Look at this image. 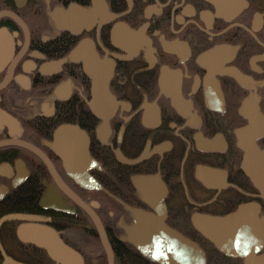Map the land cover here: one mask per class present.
Listing matches in <instances>:
<instances>
[{"label": "flooded vegetation", "instance_id": "1", "mask_svg": "<svg viewBox=\"0 0 264 264\" xmlns=\"http://www.w3.org/2000/svg\"><path fill=\"white\" fill-rule=\"evenodd\" d=\"M237 211L264 219V0H0V264H58L27 225L81 264H174L129 237L142 216L246 264L195 224Z\"/></svg>", "mask_w": 264, "mask_h": 264}, {"label": "water", "instance_id": "2", "mask_svg": "<svg viewBox=\"0 0 264 264\" xmlns=\"http://www.w3.org/2000/svg\"><path fill=\"white\" fill-rule=\"evenodd\" d=\"M97 87L94 86L93 89V96H94V102L98 98V95L96 94ZM63 133L59 134V137L62 136ZM58 137V138H59ZM242 217H244L242 219ZM242 220L248 221L252 220L255 222L256 217L255 215L250 212L249 214H242V212H235L231 215L225 216L223 218L213 219L211 221L207 220V226L197 225L201 229L202 234L207 237L210 241L219 243V248L221 250L231 251V249L235 248L240 252V254L245 256L246 264H263L264 262V255L259 258H253V256L246 251V253L242 252V248L240 245L233 244L232 242L235 240V236H241L243 233V228L241 225H238ZM142 229L138 230L134 233L136 243L141 247L144 254L149 256L150 254L153 255V258L155 259H162L158 258L159 254L163 255L166 261H171L174 264H181L186 263L184 256H191L194 257L195 254L188 252L184 245L187 246H193L196 248V254H200L201 257L196 256L197 259L203 258V253L200 250V248L196 247L194 243H191L187 239H184L180 236L179 237H173L171 235V232L167 229H163L159 232H157L156 229L150 230L149 229V220L147 217L142 216L140 220ZM156 226V225H154ZM163 228V227H162ZM245 230H248V236L251 239L249 241V245H247L246 250L253 251L258 247V245L261 244L264 237V232L261 225H250V226H244ZM20 237L24 241L29 242H35L39 247H42L46 251H48L52 257L58 258L57 260H60L64 264H72L71 260H73V264H81V260L79 256L72 252V250L68 249L69 247H65V244L61 242L59 237L56 235L55 232L50 230L47 227L44 226H30L28 227H20ZM30 234L32 237L31 239H28L25 236V234ZM159 233H164L167 240L165 239H159ZM159 234V235H158ZM147 243L149 244V249L146 246ZM222 247V248H221ZM244 253V254H243Z\"/></svg>", "mask_w": 264, "mask_h": 264}, {"label": "bare ground", "instance_id": "3", "mask_svg": "<svg viewBox=\"0 0 264 264\" xmlns=\"http://www.w3.org/2000/svg\"><path fill=\"white\" fill-rule=\"evenodd\" d=\"M235 1H238V0H235ZM240 1H242V0H239V2ZM222 6H225V5H222ZM222 6H220V7H218L217 9L221 12V11H224V8L225 7H222ZM83 10H81V12H82ZM81 17H82V19L84 20V21H87V20H92L93 19V17L94 16H92L90 13H88V14H86L85 13V11H84V13H83V15H81ZM107 73V72H106ZM93 84H94V86L95 87H97V89L98 88H100L101 87V85L103 86L104 85V83H105V81H103V79H102V74H100V75H94V76H92V81H91ZM106 88H107V86H106ZM65 131V130H64ZM58 133H59V129L58 130H56L55 131V133H54V137L55 138H57L58 137ZM89 176V175H88ZM88 176H83V175H80V176H78L77 177V179L80 181V182H82V183H85L86 182V180H88V179H90V177H88ZM91 181V180H90ZM134 184H135V187L137 188V192L139 193V194H141V195H143V194H146V192H145V190H144V188H146V187H143V186H141L142 185V182H137V181H134ZM146 184V183H145ZM143 193V194H142ZM143 197H144V195H143ZM145 198V197H144ZM145 200H146V198H145ZM250 211V210H249ZM248 211V212H249ZM26 217H28L27 215H25V216H23V215H20V214H18V213H11V214H7V215H5V216H3L2 217V219H4V220H13V219H21V218H26ZM256 220H255V222L254 221H252V220H248L247 221V223H246V226H250V225H253V224H255V226L256 225H261V224H263V222H264V219H260L258 216H257V214H256ZM26 219H28V218H26ZM195 224H198V225H201L202 224V226H207V220L205 219V218H202V219H200V220H197L196 222H195ZM28 226V229H29V227H30V225H27ZM22 227V226H21ZM142 229V226H141V223H140V221H137V223H135V224H133L132 226H131V228L128 230V235H129V237H131L136 231H138V230H141ZM20 226L19 227H17V229H16V236H18V238H20L21 239V237H20ZM27 232V231H26ZM24 237H26V238H28V239H31V235L30 234H28V232H27V234H25V236ZM60 239V238H59ZM23 240V239H22ZM61 240V239H60ZM251 239L248 237V239H244V237L241 235V236H238V235H236L235 236V240L232 242L233 244H237V245H240L241 246V248H242V252H244V253H246V247H247V245H249V241H250ZM24 241V240H23ZM26 242H29V241H26ZM61 242H62V240H61ZM216 242V241H215ZM215 242H212L214 245H215V247H217V248H219L218 246H219V243H215ZM29 243H31V244H33V245H35V246H38L35 242L33 243V242H29ZM63 243V242H62ZM64 244V243H63ZM65 247H66V245H65ZM42 248V247H41ZM184 248L188 251V252H190V253H193V254H195V255H197V256H199V257H201V255L200 254H196V248L195 247H193V246H187L186 247V245H184ZM222 248V247H221ZM68 249H70V250H72L71 248H68ZM220 249V248H219ZM221 250V249H220ZM227 251H229L228 249H226ZM46 251V250H45ZM222 251H224V250H222ZM227 251H224V252H226L227 253ZM72 252H74L73 250H72ZM46 253L48 254V256L51 258V259H53V261H55V263H58V264H64V263H62L60 260H57L58 258H54V257H52L51 256V254L48 252V251H46ZM74 253H76V252H74ZM203 253V252H202ZM243 253V254H244ZM146 257H149V259H153V255L152 254H150L149 256H147L146 254H144ZM184 259H185V262L186 263H181V264H205V257H204V253H203V258H199V259H197L196 258V256H194V257H191V256H184L183 257ZM6 259V258H5ZM6 260H9L8 258L6 259ZM60 262V263H59ZM71 262H72V264H73V260H71ZM13 263V262H12ZM17 264H24V263H17ZM109 264H113V260H112V258H110L109 259ZM263 264H264V262H263Z\"/></svg>", "mask_w": 264, "mask_h": 264}]
</instances>
